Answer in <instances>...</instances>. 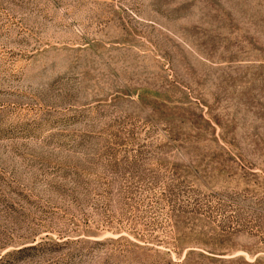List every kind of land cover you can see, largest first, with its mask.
Listing matches in <instances>:
<instances>
[{"label": "rangeland", "instance_id": "obj_1", "mask_svg": "<svg viewBox=\"0 0 264 264\" xmlns=\"http://www.w3.org/2000/svg\"><path fill=\"white\" fill-rule=\"evenodd\" d=\"M0 264H264V0H0Z\"/></svg>", "mask_w": 264, "mask_h": 264}]
</instances>
